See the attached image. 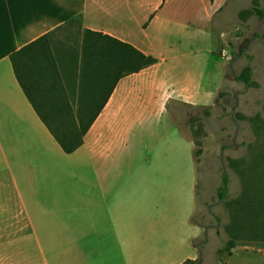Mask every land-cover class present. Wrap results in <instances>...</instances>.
<instances>
[{
	"label": "crops",
	"instance_id": "1",
	"mask_svg": "<svg viewBox=\"0 0 264 264\" xmlns=\"http://www.w3.org/2000/svg\"><path fill=\"white\" fill-rule=\"evenodd\" d=\"M156 1L143 2L144 19L136 20L141 40H135L98 23L100 17L115 15L112 2L0 0V264H199L202 252L195 243L204 234L194 219L199 179L189 181L191 192L178 210L170 249L162 257L153 248L148 258L144 240L158 224L156 201H150L149 217L141 216L144 192L139 186L129 189L131 171L120 167L131 145L142 140L139 131L159 124L171 105L210 106L216 98L203 84L207 72L189 65L197 54L190 40L186 46L170 41L189 34L188 26L161 15L166 0L154 9ZM226 1L204 0L210 5L209 20ZM76 18L82 26L75 28L77 36L102 33L158 63L122 79L83 146L66 154L19 84L11 56ZM72 96L78 101L77 91ZM42 97L34 91L40 104Z\"/></svg>",
	"mask_w": 264,
	"mask_h": 264
},
{
	"label": "rangeland",
	"instance_id": "2",
	"mask_svg": "<svg viewBox=\"0 0 264 264\" xmlns=\"http://www.w3.org/2000/svg\"><path fill=\"white\" fill-rule=\"evenodd\" d=\"M105 1L114 3L115 15L100 17L98 23L141 40L136 20L144 19V3L147 6L154 0H132L131 5L127 0ZM163 1L154 2L152 7L163 6ZM209 9L204 0H166L161 15L175 19L174 24L188 26L192 38L187 34L170 41L186 46L190 40L189 46L197 54L189 58V65H200L207 72L203 84L216 92L215 100L210 106L171 105L159 124L139 131L142 140L131 145L120 167L131 171L129 189L139 186L144 192L141 216L148 218L153 211L150 201H156L154 217L158 224L153 236L147 238L146 234L144 240L148 258L153 248L161 250L162 257L170 249L174 242L172 230L180 220L178 210L186 206L183 203L191 192L189 181L198 178L194 219L204 228L203 237L195 243L202 252L199 264H264V248L253 240H240L230 256L217 254L232 238L228 231L234 214L232 206L243 195V181L233 161L239 165L250 163L257 140L254 122L259 117L264 119V17L260 19L253 11H264V0H227L213 20L208 19ZM218 59L224 61L219 63ZM247 65L253 68L250 86L239 81ZM74 88L68 86L65 94L71 102L75 101ZM224 177L229 182L228 198L223 201L218 193ZM246 224L243 234L248 237L250 223Z\"/></svg>",
	"mask_w": 264,
	"mask_h": 264
},
{
	"label": "trees",
	"instance_id": "3",
	"mask_svg": "<svg viewBox=\"0 0 264 264\" xmlns=\"http://www.w3.org/2000/svg\"><path fill=\"white\" fill-rule=\"evenodd\" d=\"M253 11L260 19L264 17L263 10ZM78 27H82L81 18L69 21L11 56L19 84L66 154L83 146L85 136L122 79L158 63L156 58L133 45L102 33L85 31L77 36L74 30ZM41 62L48 66H42ZM239 81L248 86L252 84L251 65L243 69ZM68 86L75 87L73 94L77 91L78 101H73L76 104L65 95ZM34 91L44 94L41 104L34 98ZM254 125L257 140L250 163L239 165L233 161L243 181V195L232 206L234 214L228 227L232 238L217 251L219 256H230L241 241L253 240L264 248V119L259 117ZM228 182L224 177L218 193L220 200L228 198ZM247 222L251 231L248 237L243 234Z\"/></svg>",
	"mask_w": 264,
	"mask_h": 264
},
{
	"label": "built area",
	"instance_id": "4",
	"mask_svg": "<svg viewBox=\"0 0 264 264\" xmlns=\"http://www.w3.org/2000/svg\"><path fill=\"white\" fill-rule=\"evenodd\" d=\"M223 54H224V56H226L227 52L226 51H223Z\"/></svg>",
	"mask_w": 264,
	"mask_h": 264
}]
</instances>
